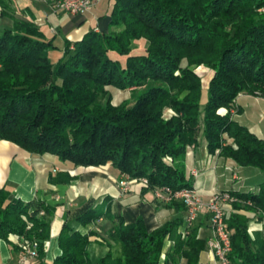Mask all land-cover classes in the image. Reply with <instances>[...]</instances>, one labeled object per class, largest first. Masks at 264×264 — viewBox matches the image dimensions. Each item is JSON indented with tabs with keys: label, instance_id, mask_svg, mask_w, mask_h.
<instances>
[{
	"label": "trees",
	"instance_id": "1",
	"mask_svg": "<svg viewBox=\"0 0 264 264\" xmlns=\"http://www.w3.org/2000/svg\"><path fill=\"white\" fill-rule=\"evenodd\" d=\"M110 26L123 29L66 40L54 64L48 50L55 46L32 21L12 18L10 28L0 29V139L74 165L109 162L130 179L145 178L142 194L155 186L191 187L184 159L200 133L209 153L218 151L264 173V139L228 111L218 112L234 106L241 92H264V0H114ZM139 38L147 41L145 52L132 54L130 44ZM201 64L214 71L202 108L201 81L193 69ZM149 81L157 84L131 105L97 101L105 86L125 90ZM165 108L174 114L164 118ZM226 138L231 144H225ZM72 179L62 174L52 181ZM229 193L240 200L231 203L225 217L230 264H264V231L250 235L251 217L243 213L264 218V178L256 192ZM178 205L183 207L167 204ZM52 214L43 201L8 199L0 187V239L17 234L34 241L41 257ZM104 215L113 223L110 237L119 242L120 256L108 253L91 261V232L65 222L58 235L62 253L53 264H158L166 237L173 245L163 264L178 258L199 264L205 240L197 238V226L183 238L177 231L180 219L148 231L141 217L125 223L91 200L75 211L73 220L86 226Z\"/></svg>",
	"mask_w": 264,
	"mask_h": 264
},
{
	"label": "crops",
	"instance_id": "2",
	"mask_svg": "<svg viewBox=\"0 0 264 264\" xmlns=\"http://www.w3.org/2000/svg\"><path fill=\"white\" fill-rule=\"evenodd\" d=\"M46 1L44 3L42 0H12L10 4L18 10V15L23 20L36 18L43 20L41 32L44 38L51 40L55 46L54 49L48 50V56L53 64L62 57L66 40L77 41L90 31L107 33L120 30L110 26L114 0H107L106 3L105 0H95L92 8L83 14L62 11L51 13ZM5 26H11V22L5 23ZM247 100L249 103L255 102L258 106L255 109H258L263 120L264 109L259 107L260 103H264V99L247 93H240L236 97L235 104L241 112L234 119L264 139L262 120L247 119L243 116L242 101ZM255 104L252 107L253 111ZM227 166L235 168L229 159L208 152L207 141L201 133L197 143L186 150L185 176L205 201H208L216 191L256 192L264 178L263 172L254 171L256 168L236 167L238 171L234 172H237L238 178L234 179L233 172L225 168ZM71 168L68 162H61L51 154H30L9 142L0 141V187L6 190L8 199L16 198L24 202L39 200L53 208L49 237L43 241V255L31 259L30 264H53L55 258L61 255L58 235L65 222L82 233L91 232L87 247L91 261L96 262L108 253L113 257L120 256L119 242L110 237L113 226L110 217L101 216L86 226H80L73 220L75 211L88 200L100 210L109 207L110 213L121 216L125 223H131L141 217L148 231L172 219H180L182 222L185 216L183 207L179 205L170 207L156 201L152 191L142 194L141 186L137 183H132L130 189L123 192L119 181L124 175L113 169L110 163L99 167H87L81 171H65ZM192 170L197 171L196 176L191 174ZM258 172L262 173L263 178L258 182H252L251 176H256ZM62 174L77 177L70 182L52 181ZM227 209L228 205L225 206L228 215L230 210ZM243 213L252 217L251 213L245 211ZM251 220L252 218L250 222ZM193 226H197V238L205 240V247L199 254L198 263L218 264L206 247V241L210 237L207 213L199 215ZM22 238L17 234H8L7 238L0 239V264H17V248ZM172 245L173 241L166 237L158 264L164 263L165 255ZM168 264L188 263L186 258H178Z\"/></svg>",
	"mask_w": 264,
	"mask_h": 264
},
{
	"label": "built area",
	"instance_id": "3",
	"mask_svg": "<svg viewBox=\"0 0 264 264\" xmlns=\"http://www.w3.org/2000/svg\"><path fill=\"white\" fill-rule=\"evenodd\" d=\"M50 8L55 11H62L70 14H83L88 11L94 4L95 0H47ZM40 20V19H39ZM193 146H190L192 148ZM193 176L197 171L192 170ZM234 179L238 176L234 172ZM140 184L146 185L145 178H138ZM135 179L125 177L119 181L121 190L126 192L130 189L131 182ZM153 198L164 204L177 202L183 205L185 216L179 226L178 233L181 238L188 234L189 229L196 221L199 215L207 213L209 220L210 237L206 241V247L213 255L218 264H230L227 254L229 253L230 236L225 224V206L233 202L240 201L227 191H217L213 193L208 201L203 200L201 193L194 187H183L172 189L167 185L155 186L151 189ZM246 204V203H245ZM249 204V203H247ZM43 214V212H40ZM251 228L248 229L250 235L253 231H264V218L257 219L251 217ZM251 231V232H250ZM38 257V246L34 241L22 238L17 248V264H30L31 259Z\"/></svg>",
	"mask_w": 264,
	"mask_h": 264
},
{
	"label": "rangeland",
	"instance_id": "4",
	"mask_svg": "<svg viewBox=\"0 0 264 264\" xmlns=\"http://www.w3.org/2000/svg\"><path fill=\"white\" fill-rule=\"evenodd\" d=\"M42 1L44 2L45 0H42ZM106 1L107 0H105V3H106ZM11 2H12V0H4V5H1L0 4V29H2V28H10L12 26V18L13 19L23 20V19H21L19 17L18 10L16 8H14V7L11 6V4H10ZM47 5H48V3H47ZM49 10H50L51 13H54V11L50 7H49ZM88 11H86V12H88ZM39 19L40 18L31 19V20H25V21H32V23H34V25L41 31L42 26L44 25V22H43L42 19H40V20ZM7 22H9V23L11 22V26H9V27L5 26V23H7ZM114 27L120 28V30H118V31H109V32H119V31H121L123 29V27H121V26H114ZM109 32H107V33H109ZM146 47H147V41L145 39H143V38H139V39L132 40V42L130 44V48H131V53L132 54H143L145 52ZM115 56H116V54H113L112 57H115ZM121 61H123V58H121ZM185 64H186V61L183 60L181 62V66H185ZM193 69H194V72L200 77V81H201L202 95H201V99H200V105H201V108H202L203 105H204V103L206 102V99H207V92H206V90L208 88L209 81L211 80V78H212V76L214 74V71L212 69H210V68L202 65V64L193 67ZM154 84H157V83H154V82L149 81L146 84H143L142 86H139V87H131V88H128V89H125V90H121V89L115 88L113 86H105L103 88V91L98 94L97 101L101 105H105L106 102H109L113 106H117V105L121 104L122 102H128L131 105V104H133L137 100V98L142 93H144L149 87H151ZM241 93H244V92H241ZM252 96H255V97L264 99V92H258L257 94H254ZM242 104H243V109H244V115L243 116H246L245 118H247V119L256 118L258 121H261L262 120V117H261L260 112L258 111V109H255V108H258V106L255 104V102L249 103V100H247V102L242 101ZM254 104H255L256 107H254V111H253V108L252 107L254 106ZM261 107L264 109V103H260V107L259 108L262 109ZM227 111L229 113H231V115H232L233 118L236 117V115H238V113L241 112V111H238L237 110V106H236L235 103H234V106H232L230 109L221 108V109L218 110V112H222V113L223 112H227ZM263 111L264 110H262V112ZM173 114L174 113H173V111L170 108H165L163 110V115L162 116L164 118H169ZM261 124L264 125V118L261 121ZM0 141H6V142H9V143L15 145L16 147H20V146L16 145L15 143L10 142V141H7V140L0 139ZM226 143L231 144V140L229 138H226L225 144ZM194 145L195 144L188 145L187 146V149L190 146H194ZM28 153H30V152H28ZM30 154H34V153H30ZM45 154H50V153H45ZM213 154L218 155V156H221L218 151H216ZM37 155H44V154H37ZM51 155H53V154H51ZM53 156H55V155H53ZM221 157H223V156H221ZM223 158L229 159V158H226V157H223ZM229 160L233 163V165L235 166V168L234 167H230V166H227L225 168L228 171H232L233 172L232 175H234V171H238L236 167H241V166L237 165L233 160H231V159H229ZM61 162H68L70 164V166L72 167L71 169H68V170H65V171H81V170H83L84 168H87V167H99V166H81V165H74L70 161H61ZM107 163H109V162H107ZM100 166H103V165H100ZM254 171H260V170L257 169V170H254ZM235 173L237 174V172H235ZM76 177L77 176L73 175V178L74 179ZM125 177H127V176L124 175V178ZM251 177H252V179H251L252 182H258V181H260L263 178L262 173H260V172H258V174L256 176H253L252 175ZM74 179H72V180H74ZM132 183H137V184H139L142 187V184H140L141 182L138 179H135V181H132L131 184ZM227 205L229 207V209H227V210H230L231 204H226V206ZM226 213H227V211H226ZM251 226L253 227V225L249 221V223H248V229L251 228ZM27 227H29V226L27 225ZM254 232L255 231H253V233ZM258 232H261V231H258Z\"/></svg>",
	"mask_w": 264,
	"mask_h": 264
}]
</instances>
